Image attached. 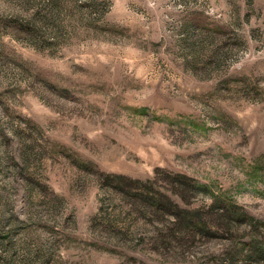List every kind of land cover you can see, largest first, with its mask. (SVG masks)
<instances>
[{
	"label": "rangeland",
	"instance_id": "1",
	"mask_svg": "<svg viewBox=\"0 0 264 264\" xmlns=\"http://www.w3.org/2000/svg\"><path fill=\"white\" fill-rule=\"evenodd\" d=\"M103 173L260 226L187 232ZM256 246L264 0H0V264H263Z\"/></svg>",
	"mask_w": 264,
	"mask_h": 264
},
{
	"label": "trees",
	"instance_id": "2",
	"mask_svg": "<svg viewBox=\"0 0 264 264\" xmlns=\"http://www.w3.org/2000/svg\"><path fill=\"white\" fill-rule=\"evenodd\" d=\"M101 177L105 185L115 190L119 189L123 191L124 186H122L121 183L123 184L125 180L135 184L134 188L140 190L141 193H134L133 197L138 196L147 207L155 211H160L164 215H171L174 222L190 233L199 232L203 235L206 233H215L217 231L229 233L236 224L243 222L244 224H248L249 227L251 224H255V228H259L258 226H260L259 221L254 222V219L250 218L245 213H241L234 204H227L226 201L217 197L212 199L211 206L208 210L204 212H200L199 210L190 211L180 207L179 204L172 200L165 190L155 188L153 182L148 181L144 183L138 179L133 180L122 175L110 173H103ZM175 178L179 181H188L190 189L194 186L191 180L185 175H176ZM129 189L131 190L132 187ZM257 252L260 255L257 254ZM255 254L258 256V260L262 261L264 264V247L256 246Z\"/></svg>",
	"mask_w": 264,
	"mask_h": 264
}]
</instances>
